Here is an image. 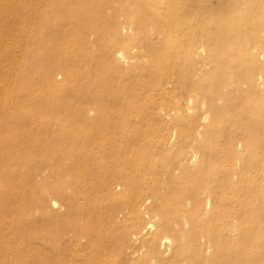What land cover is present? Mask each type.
<instances>
[{
  "label": "bare ground",
  "instance_id": "6f19581e",
  "mask_svg": "<svg viewBox=\"0 0 264 264\" xmlns=\"http://www.w3.org/2000/svg\"><path fill=\"white\" fill-rule=\"evenodd\" d=\"M6 1L8 5L21 4L15 14L16 22L31 24L37 17L43 25L50 26V0ZM154 1L161 10H124L122 18L112 22L113 37L108 40L116 47L109 48L104 56L130 68L139 63L143 72L140 95L149 97L156 108L154 116L163 122L158 131L166 138L158 142L159 148L169 151L178 142L195 145L179 152L174 167L181 172H52L58 183L66 180L65 184L60 183L66 187H71L75 174L85 184L73 188L76 194L63 203L55 196L53 189L57 188L40 190L35 197L25 193L26 205L33 202L39 210L67 207L69 217H80L75 230L81 237L116 239L120 235L118 244L127 249L128 257L142 254L149 256L150 263L156 260L157 255L151 257L153 254H161L172 256L178 262L174 264H264V0L258 1L260 10H254L257 0H222L224 10L216 14L199 10L201 7L186 0ZM1 4L3 18L9 14V7ZM246 7L249 10L244 11L242 8ZM68 11L74 19L81 15L90 19L87 10ZM76 23L81 24L80 20ZM16 25L11 26L13 34L17 33ZM24 28L19 29L20 37L28 34ZM68 33L72 34L69 48H63L68 34L62 30H55L51 36L33 37L35 48H44L39 52L46 54L47 50L49 56L28 50L30 66L34 71L46 70L49 79L55 70L66 69V64L55 62L54 57L65 60L72 71L70 77L86 78L81 80L78 92L87 104L81 106L80 112L89 113L85 115L89 118L80 114L83 121L88 123L99 105V119L110 117L111 107L124 97L115 95L118 89L102 75L116 72L94 62L97 55L93 49L86 51L82 39L92 40V36L84 38L83 33L78 37L71 29ZM138 44L142 46L137 47ZM168 64L173 66L166 71L154 68ZM145 68L149 73L144 72ZM154 77L159 80L158 85H153ZM67 84L66 88L61 86L62 91H74L73 80ZM109 89L115 95L111 98L113 105L105 103L104 97L99 98L101 91ZM151 93L157 98L152 99ZM30 94L15 100L21 105L24 98H32ZM170 99H174L172 106L166 102ZM120 110L130 114V108ZM11 115L0 122V135L18 129L21 136L28 135L24 128L29 130L34 118ZM78 123L79 119L68 120L70 128ZM3 153L10 158L0 161V178L1 169L16 171L11 149L5 148ZM32 171L26 172V179L34 181L31 186L44 185L36 181L37 172L32 178ZM7 185L0 183L1 187ZM13 188L10 194L16 196L17 184ZM82 192L93 199L86 210L81 209L83 203L76 201ZM56 193L61 196L63 192ZM120 197H126L127 202H119ZM105 198L111 201L107 210L101 207ZM62 227L65 231L71 229V224ZM11 252L0 243V256L6 259ZM23 261L27 260L20 258L16 264ZM0 264L7 263L0 260Z\"/></svg>",
  "mask_w": 264,
  "mask_h": 264
},
{
  "label": "rangeland",
  "instance_id": "374dc122",
  "mask_svg": "<svg viewBox=\"0 0 264 264\" xmlns=\"http://www.w3.org/2000/svg\"><path fill=\"white\" fill-rule=\"evenodd\" d=\"M186 1H190L198 9L201 7L199 10H209L212 14L224 10L222 9V0ZM258 1L262 0H257L254 10H260ZM0 2L3 7L7 4L6 0H0ZM48 4L47 8L52 16L48 27L46 24L43 25L37 17L31 24H25L23 21L16 22L15 14L17 15L20 11L21 4L9 3L5 8L9 7L10 15H3L2 18L0 14V72L2 71L0 73V122L8 120L12 116L11 114L34 118L33 124L28 126L29 130L24 128L28 131V135L21 136L19 129L12 132L5 131L2 133L3 135H0V161L2 162L3 158H10L3 153L4 149L9 147L14 154L12 158L15 160L16 169L14 173L1 169L3 176L0 178V183L8 185L0 186V197H3L0 198V241H2L0 243L7 245L12 252L6 259L0 256V260H5L7 264H16L20 258L27 260L22 264L29 262L30 264L178 263L172 256L164 257L161 254H153L151 257L157 256L152 263L147 259L149 256L142 254L128 257L127 249H123L118 244L120 235L116 239L104 236L99 238L98 235L96 237L90 235L89 238L81 237L75 230V228H79L77 221H80L78 220L80 217H69L70 212L67 207L60 210L51 209L48 206L39 210L33 202L26 205L27 201L23 196L25 193H30L32 197H35L40 190L57 188L53 190L59 193L63 192L61 196L64 198L57 195L56 192L55 196L59 201L62 199L61 203H63L67 197L76 194L73 188L85 184H82L83 181L79 180L75 174L71 180V187H66L63 185L66 180L62 179L58 183L52 176V172H181L174 167L179 160V152L195 147L192 144L178 142L169 151L159 148L158 142L166 138L158 131L163 122L154 116L156 108L150 104L149 97L140 95L141 88L139 86L142 82L140 73L143 72H140L142 69H139V63L135 62L136 64L134 63V66L130 68L129 65L118 64L111 57L104 56L109 48L116 47L114 42L111 43L108 40L109 37H113L114 23L112 22L119 17L122 18V15L125 14L124 10H161L157 2L154 0H50ZM242 9L249 10L247 7ZM68 10H87L90 19L88 15H81L74 19ZM23 14L25 13L23 12ZM78 20L81 24L76 23ZM13 24L18 26L15 34L11 29ZM23 26H26L24 29L28 31H26L28 33L26 37L18 35L19 29ZM39 27L42 29L41 32ZM69 29L74 31L78 37L83 36V33L85 34L84 38L92 36V40L82 39L86 44L83 42L86 51L93 49L97 55L94 62L110 66L116 72V75L110 73L102 75L109 85L118 89L115 95L121 94L124 97L117 106L111 107L110 117L99 119L100 115L98 114L101 106L97 105L98 108L95 106L97 110L93 111L90 114L91 118L86 121L88 123L83 121V115H89V113L85 110L84 113L80 112L81 106L86 107L87 104L78 92L81 80L84 81L86 78L81 77L77 80V77H70L69 74L72 71L70 72L68 69L65 60L53 56L55 62L66 64V69L55 70L49 79L46 77V70L45 73L40 70L38 72L30 66V61L26 56L28 50H35L45 58L49 56L47 50L46 54L39 52L44 48H35L33 37L39 38L40 34L41 36H51L55 30H62V33L68 34L63 48H69L72 43L70 41L72 34L69 35ZM136 46L139 47L142 44ZM59 49L56 48L57 51ZM119 49L124 50L121 47ZM56 54L58 55V52ZM146 64L149 65L148 62ZM172 66V64H168L154 66V68L166 71ZM12 67L13 69H11ZM144 72L149 73L146 68ZM100 75L98 74V76ZM120 77H123L121 83H119ZM20 80L25 81V84ZM70 80L74 82V91H62L61 86L65 87ZM158 82L157 78L152 79L153 85H158ZM58 89L59 91H57ZM28 94L32 95V98H24L21 105L15 100ZM115 95L109 89L101 91L99 98L104 97L105 103L113 105L111 98ZM150 96L155 99L158 95L151 93ZM164 101L160 99V103H164ZM166 102L168 106H172L174 99ZM120 108L124 111L130 108V114L126 111L122 112ZM201 113L202 111L199 112V114ZM69 119H79V123L70 128L68 126ZM56 126L61 128H55ZM192 131H194V126H192ZM87 134H92V136ZM6 137L10 141H7ZM29 170L34 172L32 178L38 175L36 181L40 186L42 183L45 184L35 188L31 186L34 181L26 179L28 178L26 172ZM61 182L63 184H60ZM16 184L19 192L13 196L10 192L14 190L13 187ZM61 188L64 190L61 191ZM85 193L82 192V195H79L76 200L80 204L83 203L81 209L84 210L88 209L89 201L93 202V199ZM127 200L126 197H120L119 202L126 203ZM102 201L101 207L104 210L110 208V200L105 198ZM126 205L124 209H127ZM43 210L44 212H42ZM20 211H24L23 214H20ZM66 224H71V229L64 231L62 226ZM97 224L99 222L95 225ZM85 226L88 227L90 224L85 223ZM94 229L102 230L103 228L94 226ZM101 230L100 236L103 235Z\"/></svg>",
  "mask_w": 264,
  "mask_h": 264
}]
</instances>
